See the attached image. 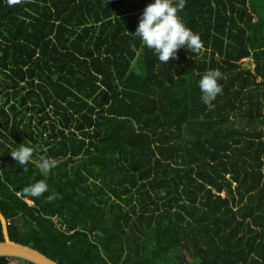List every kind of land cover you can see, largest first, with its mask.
<instances>
[{
  "label": "trees",
  "instance_id": "1",
  "mask_svg": "<svg viewBox=\"0 0 264 264\" xmlns=\"http://www.w3.org/2000/svg\"><path fill=\"white\" fill-rule=\"evenodd\" d=\"M151 2L0 0L9 237L58 264H264V0H185L201 47L168 63L134 35ZM23 142L22 166L9 151ZM41 156L56 161L46 175ZM40 180L48 192H25Z\"/></svg>",
  "mask_w": 264,
  "mask_h": 264
},
{
  "label": "clouds",
  "instance_id": "2",
  "mask_svg": "<svg viewBox=\"0 0 264 264\" xmlns=\"http://www.w3.org/2000/svg\"><path fill=\"white\" fill-rule=\"evenodd\" d=\"M7 2L9 6H12L18 0H7ZM184 6L185 0H152L139 18L134 35L144 46L153 51L156 59L161 63H168L181 48L193 52L201 47L199 34L188 28L182 17L178 15ZM220 79L222 76L218 70H209L198 81L200 99L209 109L214 107L212 101L222 92V86L218 83ZM9 152L22 166L28 164L33 158V148L25 142ZM55 166L54 159L40 157L38 167L41 175H46ZM48 191V185L44 180L37 181L25 189V192L32 197H40ZM47 199L52 200L53 196L49 194Z\"/></svg>",
  "mask_w": 264,
  "mask_h": 264
},
{
  "label": "water",
  "instance_id": "3",
  "mask_svg": "<svg viewBox=\"0 0 264 264\" xmlns=\"http://www.w3.org/2000/svg\"><path fill=\"white\" fill-rule=\"evenodd\" d=\"M249 67L251 65L246 63ZM0 221L2 223L4 240L0 241V256L8 255V256H16L26 260H29L35 264H58L56 261L47 257L45 254L40 251L27 246L21 243L15 242L10 239L8 233V223L0 210Z\"/></svg>",
  "mask_w": 264,
  "mask_h": 264
},
{
  "label": "built area",
  "instance_id": "4",
  "mask_svg": "<svg viewBox=\"0 0 264 264\" xmlns=\"http://www.w3.org/2000/svg\"><path fill=\"white\" fill-rule=\"evenodd\" d=\"M29 204H33V201L28 199V198H24ZM53 221L55 222V224L63 231L67 232V233H71L72 231L67 229L66 226H64L60 221H59V216L58 214H55L52 216Z\"/></svg>",
  "mask_w": 264,
  "mask_h": 264
},
{
  "label": "rangeland",
  "instance_id": "5",
  "mask_svg": "<svg viewBox=\"0 0 264 264\" xmlns=\"http://www.w3.org/2000/svg\"><path fill=\"white\" fill-rule=\"evenodd\" d=\"M250 60H251L250 57H249V58H246V59H245V61H246L245 64L248 63ZM250 65H251V64H250ZM252 66H253V65H251V67H252Z\"/></svg>",
  "mask_w": 264,
  "mask_h": 264
},
{
  "label": "bare ground",
  "instance_id": "6",
  "mask_svg": "<svg viewBox=\"0 0 264 264\" xmlns=\"http://www.w3.org/2000/svg\"><path fill=\"white\" fill-rule=\"evenodd\" d=\"M29 100V99H28ZM39 109V108H38ZM39 122V121H38ZM63 144V143H62ZM80 163V162H79ZM4 178V177H3ZM57 178V177H56ZM69 183V182H68ZM70 185V184H69Z\"/></svg>",
  "mask_w": 264,
  "mask_h": 264
}]
</instances>
